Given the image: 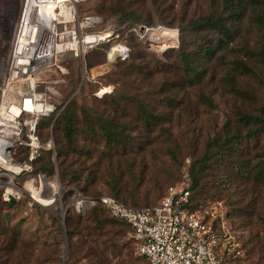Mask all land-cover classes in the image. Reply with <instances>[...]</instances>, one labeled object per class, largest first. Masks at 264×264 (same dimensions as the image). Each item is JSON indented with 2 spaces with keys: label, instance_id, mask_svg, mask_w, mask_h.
Wrapping results in <instances>:
<instances>
[{
  "label": "rangeland",
  "instance_id": "obj_1",
  "mask_svg": "<svg viewBox=\"0 0 264 264\" xmlns=\"http://www.w3.org/2000/svg\"><path fill=\"white\" fill-rule=\"evenodd\" d=\"M22 1L0 0V4L17 8ZM212 2L75 0L73 28L78 40L108 28L115 27V32L108 42L94 46L84 56L68 57L56 67L55 79L63 75L56 84L51 82L57 93L51 97L56 110L39 120L36 131L45 148L38 161L40 165L51 162L47 166L52 171L46 175L55 182L51 189L56 193L54 204L29 210L20 203L4 204L0 194V232L17 241L6 264L12 260L19 264H90L86 257L90 240L82 229L71 240L66 235L68 215L84 217L95 208L78 213V202L110 195L106 181L121 175L126 180L142 181L140 197L133 207L154 204L169 186L183 178L186 170L198 183L192 191L194 203L220 201L225 207L244 253L237 264H264V134L254 132L256 138L250 140L249 128L241 122V113L258 116L264 106V15L254 8L247 9L240 21L229 24L228 47L214 52L211 58L203 52L216 51V36L194 28L192 23L211 11ZM56 4L59 12L68 10L73 21L71 4L67 0H56ZM123 13L128 16L124 22L120 19ZM14 18L15 13L6 24V43L0 45V59L9 53L7 40L13 33ZM95 18L101 20L99 25H87ZM125 22L148 26L153 31L144 37L131 34L121 30ZM119 42L128 49L125 60L117 58L123 55L115 51ZM179 50L196 67V77L185 69ZM239 62L251 71H235L233 64ZM235 88L250 98L238 97ZM68 109L78 114L80 134L78 150H71L68 156V162L74 163L71 175H66L64 181L53 126ZM140 109L157 116L156 125H146L139 118ZM88 117L95 124L99 122L94 134L82 128V121L86 123L87 118L88 122ZM106 118L122 132L120 144L133 149L134 154L127 155V167L118 162V167L108 168L107 158L100 157L108 149L100 135ZM92 137L95 146L89 144ZM24 155L25 150L20 148L15 160L23 161ZM132 158L134 165L130 166ZM119 159L123 160L118 156L116 160ZM72 174L79 178L78 183H68ZM36 199L43 205L49 203ZM102 214L108 216L105 211ZM125 229L120 243H126L127 249L119 255L111 245L102 255L105 264H125L129 258L134 264H142L129 229ZM97 248L99 252L104 249L101 245ZM1 250L0 242L2 258Z\"/></svg>",
  "mask_w": 264,
  "mask_h": 264
},
{
  "label": "built area",
  "instance_id": "obj_2",
  "mask_svg": "<svg viewBox=\"0 0 264 264\" xmlns=\"http://www.w3.org/2000/svg\"><path fill=\"white\" fill-rule=\"evenodd\" d=\"M41 4L44 2L39 1L32 9L26 6L25 0L17 8L0 4V45L6 43V24L15 13L13 33L7 40L9 53L0 59V194L4 202H19L29 208H50L56 194H52L50 188L55 182L45 173H34V162L45 149L36 134L38 122L56 110L51 97L57 93L52 94L47 88L55 90L52 84L63 75L59 79H41L40 74L50 68L41 60L54 52L56 45L77 38L71 22L59 23L48 18L40 11ZM100 23L101 20L95 18L87 25ZM21 25L30 28L28 38L32 48L28 44L27 59L20 58L15 52ZM114 28L90 35L97 41L89 46L93 48L111 40ZM152 31L145 27L127 29L128 33L142 37ZM64 33L67 37L60 40L58 35ZM117 46L125 50L117 58L125 59L128 49L121 43ZM68 57L71 54L66 52L63 61ZM40 104L47 110L37 113L36 107ZM20 148L25 149V155L23 161H16ZM50 149L51 142L48 141L46 150ZM188 183L185 172L182 182L170 186L157 204L149 207L131 208L103 195L78 202L75 210L81 213L99 204L110 216L124 221L129 226L135 254L144 260V264H236L244 253L225 207L220 201H214L191 208ZM36 197L49 201L48 205L40 204Z\"/></svg>",
  "mask_w": 264,
  "mask_h": 264
},
{
  "label": "trees",
  "instance_id": "obj_3",
  "mask_svg": "<svg viewBox=\"0 0 264 264\" xmlns=\"http://www.w3.org/2000/svg\"><path fill=\"white\" fill-rule=\"evenodd\" d=\"M212 3L213 5H211L212 6L211 11L208 14H206L205 17L196 20L192 23V26L194 28L208 31L216 36V51L212 50L209 53L207 51L203 52L204 54H209L211 58L213 57L214 52H218L228 47L229 43L231 42V29L229 27V24L240 21L245 16L247 9L252 10L254 8V10L263 12L264 15V0H213ZM126 18H128V16L125 13H123V15L120 17L122 22H124ZM120 26H121V30L122 29L127 30L130 28L137 29L141 27L150 28L148 26H136V24H131V23L129 24L127 22L121 23ZM178 55L180 56L181 61L184 63L185 69L188 72H190V74L193 77H196L198 75V71L196 67H194L192 61L189 59V56L186 53L182 52L181 50L178 51ZM262 56L264 59V52L262 53ZM233 69L235 71H239L244 74H246L245 72L251 71V68L249 66H246L242 62H239L238 64H233ZM263 86H264V80H263ZM235 93L238 97H247L248 99L250 98L249 94H246L244 91L240 90L239 88L238 89L235 88ZM140 111L141 112L139 113V118L144 119L146 121L145 122L146 125L148 126L156 125L155 121L157 119V116L148 113L144 109H140ZM45 120H49V119H45ZM241 122L245 127L249 128L247 137H250L249 138L250 140H254L256 138V134H254V132L258 134H264V106L259 109L258 116H252L245 112L241 113ZM104 123L105 126L103 125V127L101 128L100 135L101 137H103L104 141L108 144V149L105 152V154L101 155L100 157L107 158L106 167L108 168H112L114 165L118 167L119 166L118 162L120 163L122 162L121 164L127 167L130 161V159L127 158L128 157L127 155L129 154L133 155L134 154L133 149H128V147L120 144L122 132L118 130V128L112 127L114 124L110 119L106 118ZM97 124H99L98 120L97 123L95 124L93 122V119L88 117V122H87V118H86V123L82 121V126H83L82 128L85 127L88 133L94 134V130H95L94 127ZM78 127H79L78 114L76 113L75 110L72 109L66 110L63 113L61 119L57 122V124L53 126V134L56 135V143L60 148L57 157L58 159H61L59 163V167L62 171L61 177L62 179H64V181H66V175H71V172L69 170L74 164L68 162V156L70 155L69 153L71 150H78L76 144L80 134ZM89 144L93 146L96 145V142L95 140H93V137L90 138ZM80 151H82L81 148ZM120 152L121 154H119ZM46 153L48 155L50 152H46ZM136 153L134 155V158L136 157ZM118 156L123 158V160L121 159L116 160ZM39 157L34 162V173L41 172L47 174L46 172H51L52 168L47 166L48 163L51 164V162L48 160L49 162L47 164L40 165L41 160L38 161ZM134 158L131 159L132 161L130 163V166L134 165ZM136 163L137 160L135 164ZM186 174L189 179L188 190L190 191L191 194L190 197L191 208H195L210 202V201L208 202L205 201V202L194 203L192 191L198 186V183L196 178L193 177V175L191 179L189 170H186ZM182 181L183 178L176 184H179ZM70 182L78 183L79 178L76 177L75 174H72L68 183ZM106 185L110 191V195L108 196H111L112 198L122 202L128 207L142 208L157 204L156 202L154 204L145 205L141 207H133L137 199L140 197L139 188L142 185L141 180L133 179V181L132 180L130 181L124 179L123 176L119 175L109 178V180L106 181ZM167 189L165 190V192L167 191ZM2 202L6 205L19 203L14 201L4 202L3 200ZM20 204L25 206V204L22 203ZM97 206L98 207L93 206L95 208L91 209V211H89L84 217L81 216L73 217L68 215L65 219L66 235L68 239L71 240L77 235H79L80 233H78L77 231L79 229H82V232H84L83 233L84 237L89 238L90 240L89 241L90 246L86 248V257L89 259V263L105 264V259L104 257H102V255L104 251H107L110 248L111 245H114L119 250L117 253L119 255L122 252V250L125 251L127 249V244L120 243V241L124 238L126 234L125 228L127 227L129 229V226L124 221L110 216L105 211V209L101 207V205L97 204ZM33 207H37V206H33ZM30 209H32V207L29 208V210ZM104 211L107 213L108 215L107 217L102 214ZM0 236L2 237V238L0 237V239L2 240V241L0 240L2 245V250H1L2 258L0 256V264H6L9 261V255L16 249L17 241L12 237H8L5 232H0ZM97 245H101L104 247V249H102V252H99ZM138 258L142 261V264H144V260L140 257ZM2 259H6L5 262H3ZM134 263L135 261L129 258V260L125 264H134ZM8 264H19V262L16 260H12Z\"/></svg>",
  "mask_w": 264,
  "mask_h": 264
},
{
  "label": "bare ground",
  "instance_id": "obj_4",
  "mask_svg": "<svg viewBox=\"0 0 264 264\" xmlns=\"http://www.w3.org/2000/svg\"><path fill=\"white\" fill-rule=\"evenodd\" d=\"M44 2V4L39 5L40 11L46 15L48 18H52L53 20L59 22V23H69L74 24L71 20V14L68 10H61L59 12L58 6L56 4V0H25L26 6L30 7L31 9L38 6V2ZM65 1V0H62ZM71 6H72V11L73 14L75 13V0H67ZM88 24V23H87ZM92 24V22L90 23ZM86 26L85 24H82L80 28H83ZM72 33H70V37H72ZM30 36V28L27 25H21L19 34H18V42L16 45V54L20 55V58L22 59H27V56L29 55L27 53V47L28 44L30 46V49L32 48L31 46V41L29 40ZM67 34L64 33L62 35H58V38L61 40V38H66ZM72 40V41H71ZM69 42L65 44H60L55 46V51L50 53L47 56H44L45 59L41 60L42 64H47L48 67H50L47 71L43 72L40 74L41 79L48 78V77H54L56 78V67H58V64L63 61L64 56L66 52H69L71 54V57H77V56H83L90 48H92L91 45L93 42H96L97 40L94 39L92 36H87L84 38L82 41L77 40V38H72ZM58 48H60V52H57ZM116 52H119L120 54H123L125 51L123 47L117 46L115 48ZM60 53V54H59ZM56 66V67H55ZM55 69V70H54ZM52 72L53 74L50 75L48 73ZM49 92L52 94L56 95L55 90L51 88H47ZM27 105V103H25ZM26 109H29V107L26 106ZM47 110V107L44 105L40 104L36 107L37 113L39 112H44ZM54 183L51 184L50 188L53 190L54 189ZM51 190L52 194L53 193ZM51 194V195H52Z\"/></svg>",
  "mask_w": 264,
  "mask_h": 264
},
{
  "label": "water",
  "instance_id": "obj_5",
  "mask_svg": "<svg viewBox=\"0 0 264 264\" xmlns=\"http://www.w3.org/2000/svg\"><path fill=\"white\" fill-rule=\"evenodd\" d=\"M67 247V246H66Z\"/></svg>",
  "mask_w": 264,
  "mask_h": 264
}]
</instances>
